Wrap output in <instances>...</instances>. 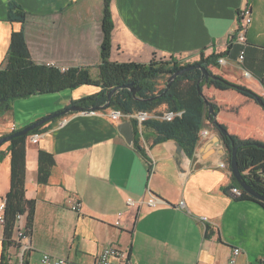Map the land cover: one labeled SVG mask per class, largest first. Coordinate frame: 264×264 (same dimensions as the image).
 <instances>
[{
	"label": "crops",
	"instance_id": "crops-1",
	"mask_svg": "<svg viewBox=\"0 0 264 264\" xmlns=\"http://www.w3.org/2000/svg\"><path fill=\"white\" fill-rule=\"evenodd\" d=\"M10 1L0 0V66L14 39L35 63L61 70L89 67L97 78L102 0H13L19 10L9 9ZM245 7L251 23L239 62L231 39L237 12ZM110 10V61L172 58L186 65L221 54L225 62L210 65L212 73L263 98L264 0H111ZM20 12L23 20L16 18ZM99 89L81 85L14 99L0 110V137ZM203 94L231 136L264 143L259 103L232 88L204 86ZM85 111L49 120L13 152H6L9 142L0 146V203L11 188L13 168L24 197L33 202L32 249L22 264H43V253L64 258V264H94L106 245L123 250L131 264H225L233 247L240 249L236 264H264V209L230 191L236 185L212 122L189 158L172 140L153 143L152 132L143 128L138 150L117 129L127 119H112L108 110ZM215 136L219 143L206 148ZM39 150L53 157L46 183L37 181ZM153 197L161 201L146 206ZM73 202L80 203L79 213L70 209ZM16 227V221L0 223V264H17Z\"/></svg>",
	"mask_w": 264,
	"mask_h": 264
},
{
	"label": "trees",
	"instance_id": "trees-1",
	"mask_svg": "<svg viewBox=\"0 0 264 264\" xmlns=\"http://www.w3.org/2000/svg\"><path fill=\"white\" fill-rule=\"evenodd\" d=\"M102 1V41L100 44V63L97 66V78L91 76L89 67L80 66L61 70L54 66L35 63L28 57L26 52L16 48L17 46H15L13 39V44L7 53L5 62L0 66V98L5 99L4 103L0 105V110L4 109L5 105L8 108L10 102L17 98H25L34 94L54 93L64 89H74L81 85H93L99 87V91L71 102V104L81 106L83 111L91 110V108L105 103L107 93L113 87L130 84L131 87L140 88L135 97L130 90L120 88L112 95L109 107L100 111L105 112L112 109L128 114L139 111L150 114L148 118L143 120L142 128L152 132L153 143L172 140L179 144L187 157L192 158L199 142L200 130L205 128L207 123L212 122L207 119L205 100L208 101V99L205 96L202 97L198 93L199 90L203 92V87L210 85L219 88H232L254 99L256 102H258V99L263 100L261 96L245 86L228 81L218 74H215L217 76L216 79H202L198 83L202 77L199 69L188 70L177 76L165 90L168 77L184 66L205 63L207 71L212 73L210 65L217 66L218 58L221 54L200 57L198 61L186 65H180L172 58L169 60H155L153 58L149 63L145 64L110 61V37L113 27L110 10L111 0ZM9 5L11 10L20 9V6L13 0L9 2ZM16 18L23 20L24 14L21 13ZM160 80H162V84ZM212 106L214 110V105L212 104ZM165 112H171L173 116L169 119L163 118L162 116ZM130 121L134 134L133 145L138 150H141L137 122L133 119ZM213 125L218 132L220 129L226 131L224 126L218 122L213 123ZM42 126L35 128L27 135L10 139L6 152H13L28 135L37 133ZM221 140L227 151L228 169L230 170L231 148L236 146V160L240 172L252 188L264 196V147L256 146V144L264 145V143L251 139H237L228 132L221 135ZM38 163L37 181L46 183L49 175L46 165L53 163V157L50 153L39 150ZM254 177L261 179V182H256L253 179ZM230 178L232 183L236 185L235 187L241 190L240 198L254 200L264 209V201H260L243 191L232 174H230ZM3 201V225L9 226L12 221H16L18 214L25 213L24 234L29 235L33 202L24 197L21 176L14 172V168L12 170L11 188L3 197ZM1 264H7V262L2 261Z\"/></svg>",
	"mask_w": 264,
	"mask_h": 264
},
{
	"label": "built area",
	"instance_id": "built-area-1",
	"mask_svg": "<svg viewBox=\"0 0 264 264\" xmlns=\"http://www.w3.org/2000/svg\"><path fill=\"white\" fill-rule=\"evenodd\" d=\"M237 21L238 26L237 29L234 31L231 43L238 47L237 52V61L241 62L245 56V49L247 47V38H246V32L248 29L249 24L251 23V11L249 8H242L237 12ZM225 60L223 57L218 58V63H224ZM51 66V65H50ZM245 76H248V73L244 72ZM264 98V95H263ZM87 112V111H85ZM108 116L112 119H118V118H125L127 120H136L138 132L142 133V122L146 118L150 116V114L146 112L139 111L137 113L128 114V113H121L116 110L109 109L107 112ZM173 116V113L171 112H165L163 114V118L169 119ZM208 135V131L205 129H201L199 132V141L204 139ZM37 134H33L30 136L31 139H35ZM219 166L223 167L225 166L224 163L220 162ZM230 191L235 194L236 196L241 195V190L237 187H232ZM159 198L153 197L151 200L144 202V204L148 207L154 206L157 202H160ZM127 205H131V201L126 202ZM70 209L74 211L75 213L80 212V203L79 202H73L70 205ZM4 201L0 203V223H4ZM23 215L18 214L16 216V240L15 244L17 245L18 251V261L17 264H22L23 255L26 251L32 249V245L29 241V235L24 234V226L21 223ZM205 220V218H203ZM240 254L239 247H233L231 249L230 256L225 264H236V259L238 255ZM41 262L43 264H64L65 259L60 257H55L53 255H50L48 253H43L41 255ZM94 264H131L130 261L127 258L126 253L114 245H106L101 248L99 251L97 258L95 260Z\"/></svg>",
	"mask_w": 264,
	"mask_h": 264
},
{
	"label": "water",
	"instance_id": "water-1",
	"mask_svg": "<svg viewBox=\"0 0 264 264\" xmlns=\"http://www.w3.org/2000/svg\"><path fill=\"white\" fill-rule=\"evenodd\" d=\"M192 69H199L201 71L202 77L199 79L198 83L202 80V79H216L217 76H215V74L209 73L207 71V69L205 68V63L202 64H191V65H187L184 66L178 70H176L175 72H173L167 79L166 85H165V90L170 86V83L179 75H181L182 73L188 71V70H192ZM197 83V86H198ZM120 88H124V89H128L131 91L132 95L135 97L137 91L140 89L139 87H131L130 84H124L121 86H115L113 87L108 93H107V97H106V101L103 105L100 106H96L91 108L92 111H99V110H103L109 107V103L111 100L112 95L114 94L115 91H117ZM238 88V87H237ZM198 93L203 97L204 94L203 92H201L200 90L198 91ZM5 99H1L0 98V105H2L4 103ZM206 106H207V119L212 121V123H217V121L215 120V114H214V110H213V106L210 102H208L207 100H205ZM259 105L261 107L264 108V101L262 99H258ZM7 108V105L4 106V109ZM78 111H83V108L81 106H77L74 104H70L69 106H67L66 108L62 109L61 111H57L54 113H51L45 117H42L41 119H38L37 121L23 127L20 130H17L15 132H12L8 135L2 136L0 137V146L5 143L8 142L10 139L14 138V137H18L21 135H27L29 132H31L32 130H34L35 128L44 125L46 122H48L51 119L66 115L68 113H72V112H78ZM118 131L120 132V134L124 137L125 141L128 144H133V139H134V134H133V130H132V124L130 120H126L121 122L118 126H117ZM227 132L224 129H220L219 134L223 135L226 134ZM219 143V138L218 136L213 137L207 144H206V148H210L212 146H216ZM178 145L179 148V152L181 151V147ZM256 146L258 147H264V145L261 144H256ZM236 150L237 147L236 146H232L231 148V152H230V161H229V166H230V171L232 176L234 177V179L236 180V182L239 184L240 188L245 191L247 194H249L250 196L260 200V201H264V196L261 195L260 193H258L257 191H255L252 186L246 181V179L243 177L242 173L240 172L239 168H238V163L236 160ZM256 182H261V179L259 178H253Z\"/></svg>",
	"mask_w": 264,
	"mask_h": 264
},
{
	"label": "rangeland",
	"instance_id": "rangeland-1",
	"mask_svg": "<svg viewBox=\"0 0 264 264\" xmlns=\"http://www.w3.org/2000/svg\"><path fill=\"white\" fill-rule=\"evenodd\" d=\"M160 83L162 84V80H160Z\"/></svg>",
	"mask_w": 264,
	"mask_h": 264
}]
</instances>
